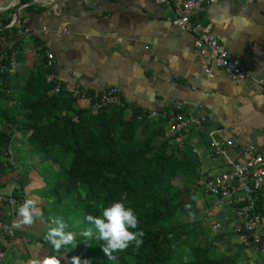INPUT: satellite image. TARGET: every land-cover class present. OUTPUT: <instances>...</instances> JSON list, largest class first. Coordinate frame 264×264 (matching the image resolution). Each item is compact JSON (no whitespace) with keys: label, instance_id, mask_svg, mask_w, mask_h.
I'll return each mask as SVG.
<instances>
[{"label":"crops","instance_id":"crops-1","mask_svg":"<svg viewBox=\"0 0 264 264\" xmlns=\"http://www.w3.org/2000/svg\"><path fill=\"white\" fill-rule=\"evenodd\" d=\"M174 15L170 4L153 0H0V60L10 55L14 58L9 92L19 95L29 71L43 66L51 69L46 79L51 74L53 81L70 92L95 96L117 87L128 114L133 108L140 109L155 123L160 117L151 116V112L170 111L178 105L186 115L203 116V128H191L178 140L169 141L171 147L187 153L199 174L229 169L221 158L211 155L209 131L220 141L230 142L227 148L233 161L242 159L241 150L248 145L264 158V91L260 85L264 81V0H217L191 14L192 20L208 25L227 51L241 60L246 71L243 79H234L206 62L208 55L195 47L194 34L171 22ZM15 104L9 101L5 106L14 108ZM77 105L88 108L89 102L77 98ZM165 128L167 121L163 132ZM164 140V136L156 138L157 142ZM30 154L23 133L10 132L6 160L17 161ZM34 159L42 172L28 167L14 176L11 187L17 188L19 181L22 201L34 197L42 212L46 204L39 196L45 185L42 165L48 158L40 154ZM10 190L0 192V198ZM259 198L258 208L264 214V187ZM195 200L198 220L210 227L220 224L214 233L220 235L224 247H242L248 264H264V253L256 251L250 238L239 230L232 208L228 212V205L202 191L196 192ZM6 208L3 202L0 264H28L32 258L49 256L50 251L38 240L49 226L43 215L31 226L15 228L16 211L11 213L8 208L9 214ZM6 225L12 234L3 232Z\"/></svg>","mask_w":264,"mask_h":264},{"label":"trees","instance_id":"trees-1","mask_svg":"<svg viewBox=\"0 0 264 264\" xmlns=\"http://www.w3.org/2000/svg\"><path fill=\"white\" fill-rule=\"evenodd\" d=\"M9 66L8 56L0 60V176L9 165L6 153L13 130L23 133L32 153L58 166L57 172L43 170L48 186L40 190L46 202L42 215L47 223L50 216L62 218L76 246L54 253L43 234L38 240L50 256H57L60 264H70L73 256L88 264H248L242 247L220 249V235L190 218L200 174L187 153L167 139L156 141L163 136L166 118L155 123L149 113L134 108L128 114L123 101L97 110L79 107L72 92L46 79L51 69L43 66L29 71L24 90L15 95L9 92ZM56 85L59 90L51 92ZM9 101H15L14 108L2 106ZM176 178L185 185L186 198L173 183ZM17 184L8 195L20 205L24 201ZM114 201L133 209L136 230L145 235L139 250L130 246L109 261L95 228L89 240L82 233L92 227L85 217L100 215L101 206Z\"/></svg>","mask_w":264,"mask_h":264},{"label":"built area","instance_id":"built-area-1","mask_svg":"<svg viewBox=\"0 0 264 264\" xmlns=\"http://www.w3.org/2000/svg\"><path fill=\"white\" fill-rule=\"evenodd\" d=\"M156 3L170 4L173 7L175 15L170 19L179 30H189L194 34V45L203 55L207 53L208 63L212 62L217 67L224 69L234 79H243L246 71L238 57L230 54L210 32L208 25H203L198 20H192L191 14L198 11L202 5L215 3L217 0H153ZM247 2L252 0H245ZM13 54V53H12ZM48 59L53 55L48 53ZM205 57V56H204ZM13 55L9 57L8 71L11 74L14 70ZM205 72L208 76L212 73L208 67ZM53 76L49 74L47 80L51 81ZM264 91V81L260 82ZM59 85L53 87L51 92H57ZM72 94L76 98L87 99L89 107L97 110L106 105L117 104L121 100L120 90L117 87H110L102 90L95 96H90L84 91H74ZM176 109L164 112H151L153 117H162L167 120V128L163 134L167 140H178L187 130L191 128L201 129L205 123L203 116L193 117L184 114L180 106ZM214 131L207 133L211 155L219 157L223 163L229 166V169L219 174H200L198 179V189L213 197L217 203L226 204L233 209L238 223L239 230L250 238L256 251L264 253V214L258 208L259 195L264 187V158L256 152L251 146H246L241 150L243 155L239 161H233L229 157L227 145L230 142H224L213 136ZM0 201L10 208L11 213L16 211L18 201L10 195L0 198ZM219 223L212 225L217 229ZM3 232L12 234L10 226L3 227ZM0 252V259L2 257Z\"/></svg>","mask_w":264,"mask_h":264},{"label":"clouds","instance_id":"clouds-1","mask_svg":"<svg viewBox=\"0 0 264 264\" xmlns=\"http://www.w3.org/2000/svg\"><path fill=\"white\" fill-rule=\"evenodd\" d=\"M37 201L26 199L16 209L18 219L13 221V227L21 228L31 226L36 217L42 215L41 210L36 206ZM85 219L92 225L86 228L82 235L89 240L93 237V227L96 230V239L103 241L101 245L103 253L109 261H116L118 253L126 251L134 245V251L139 250L143 243L145 235L142 229H138L139 221L130 207H125L124 203L119 201L112 202L109 206L100 208V215H87ZM67 225L62 218L56 216L49 217V226L44 240L48 242L54 253H60L65 246H76L75 237L71 232H66ZM135 230V231H134ZM28 264H60L57 256H45L43 259L32 258ZM70 264H88L85 260L81 262L78 256L70 259Z\"/></svg>","mask_w":264,"mask_h":264},{"label":"rangeland","instance_id":"rangeland-1","mask_svg":"<svg viewBox=\"0 0 264 264\" xmlns=\"http://www.w3.org/2000/svg\"><path fill=\"white\" fill-rule=\"evenodd\" d=\"M21 93H19V95H20ZM2 106H5V104H3ZM33 154V155H32ZM32 154H30V155H27L24 159H21V160H17V161H19V162H17L16 160H8L9 161V165L11 166V168H13L14 169V171L12 172V170L11 169H9V165H8V168L7 169H4V172H3V174H1L2 175V177L0 178V182H2L3 184H4V186L3 187H1L0 186V192L1 193H3V194H7L8 192H9V190L12 188L11 187V184H13V182H15L14 181V179H15V177L14 176H16L17 175V173H19V172H25L24 170H27V168L29 167V168H31V169H33V170H35V171H39V172H42V171H40L39 170V167H40V165H37V160H35L34 159V156H36V154L35 153H32ZM34 159V160H33ZM22 166H24V168L22 167ZM42 170H45V172L46 171H48V170H54V168H53V166L51 165V163L49 162V160H47L46 159V161L44 162V164L42 165ZM55 168H56V166H55ZM57 170H58V166H57V168H56V172H57ZM220 172H218V171H211V174L212 175H214V174H219ZM42 174H44V171H43V173ZM47 174V173H46ZM41 175V174H40ZM173 183L181 190V195H182V197H184V198H186V192H184V189H185V185H181L180 184V181L178 180V178H176L174 181H173ZM48 185H44V188H46ZM41 190V189H40ZM198 191H200V189H197ZM32 193V192H31ZM35 195V194H34ZM34 195H31V196H34ZM40 196V195H39ZM207 198V197H206ZM33 199L35 200V198L33 197ZM40 204V203H39ZM38 205V204H37ZM46 206V205H45ZM227 207V206H226ZM189 209H191L190 210V218L191 219H193V218H195V217H197V212H196V210L194 209V208H192V207H190ZM226 210L228 211V212H230L231 211V207H227L226 208ZM8 213L10 214V210L8 209ZM207 227H208V229L210 230L209 232H215V231H217L218 229H213L212 228V226L210 227V226H208L207 225ZM73 235H74V233L73 232H71ZM218 246H219V248L220 249H224V245H222V243H219L218 244ZM235 249L236 248H234L233 250H232V252L233 251H235ZM43 250V249H42ZM50 256V255H49ZM42 258H44V257H42Z\"/></svg>","mask_w":264,"mask_h":264},{"label":"water","instance_id":"water-1","mask_svg":"<svg viewBox=\"0 0 264 264\" xmlns=\"http://www.w3.org/2000/svg\"><path fill=\"white\" fill-rule=\"evenodd\" d=\"M16 18H17V13L15 12V13H14V20H15V21L17 20Z\"/></svg>","mask_w":264,"mask_h":264},{"label":"flooded vegetation","instance_id":"flooded-vegetation-1","mask_svg":"<svg viewBox=\"0 0 264 264\" xmlns=\"http://www.w3.org/2000/svg\"><path fill=\"white\" fill-rule=\"evenodd\" d=\"M2 203H3V202H2V201H0V205H2Z\"/></svg>","mask_w":264,"mask_h":264}]
</instances>
